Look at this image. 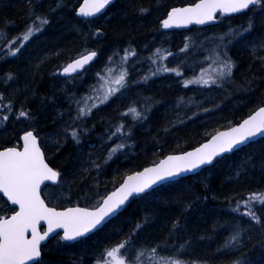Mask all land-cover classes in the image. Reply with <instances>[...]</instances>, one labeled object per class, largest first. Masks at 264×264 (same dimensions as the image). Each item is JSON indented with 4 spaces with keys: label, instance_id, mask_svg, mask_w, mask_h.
I'll list each match as a JSON object with an SVG mask.
<instances>
[{
    "label": "trees",
    "instance_id": "16d2710c",
    "mask_svg": "<svg viewBox=\"0 0 264 264\" xmlns=\"http://www.w3.org/2000/svg\"><path fill=\"white\" fill-rule=\"evenodd\" d=\"M80 1L60 0L63 6L51 12L56 0L48 5L44 0H32L31 5L27 0H0V118L9 117L7 121L0 119V148L20 145V135L27 129L40 136L48 162L61 172L59 184L44 192L50 205L64 207L66 203L57 198L69 191L72 204L93 206L127 173L156 163L167 154L193 148L264 105V65L256 58L264 56V48L259 47L264 43V8L221 16L217 24L206 28L163 32L160 22L168 9L197 0H117L94 19L78 17ZM38 5L50 23L30 38L25 51L22 48L17 55L6 56L14 47L8 41L24 31L20 26L29 19V8ZM141 9L147 11L142 13ZM249 22L254 25L250 32L231 34L230 30L243 32ZM206 37L211 43L204 46ZM185 43L189 48L180 52ZM200 46H204L201 52ZM157 49L169 50L179 58L198 51L203 58L214 57L219 62L226 53L234 62L232 76L216 78L219 87L189 84L184 97L178 90L160 92L157 98H161L140 112L137 104L147 105L152 97L147 89L137 94L143 76L132 80L130 61L149 60ZM90 50L98 53L94 64L61 85L59 70ZM121 64L128 67L127 87L105 103L99 97L93 103L91 90L104 70H119ZM165 67L169 68L170 63H154L155 73L162 77ZM9 73L12 80H6ZM94 73L96 76L91 78ZM71 85L76 92H67ZM92 103L97 105L96 110L91 108ZM85 104L88 106L84 108ZM130 107L142 115H123ZM81 108L85 112L91 108V114L76 119ZM21 110H27L31 118L19 117ZM129 121L133 126L127 130ZM121 125L122 132L112 136ZM72 128L79 133V143L69 134ZM47 138L52 142L45 146ZM121 143L125 147L110 154V149ZM116 153L119 155L112 157ZM99 175L108 177L103 181L105 186L97 189ZM89 187L97 189L92 196L84 195ZM253 192H264V138L225 154L194 175L133 197L117 217L80 241L69 243L56 236L44 247L40 264H96L106 242H112L109 249L118 245L137 224L143 227L132 235L130 243L144 251L142 264H264V231L240 214L252 207L264 222V206L240 203L239 212L233 210L238 201L246 200ZM5 205L6 213L0 216L11 213L8 203ZM237 231L240 243L226 246ZM153 247L157 254L151 253ZM159 257H167L168 261H160Z\"/></svg>",
    "mask_w": 264,
    "mask_h": 264
},
{
    "label": "snow or ice",
    "instance_id": "6c2138e0",
    "mask_svg": "<svg viewBox=\"0 0 264 264\" xmlns=\"http://www.w3.org/2000/svg\"><path fill=\"white\" fill-rule=\"evenodd\" d=\"M31 5L32 0H27ZM112 3V0H84V3L77 11L78 16L92 17L100 13L105 7ZM63 5L60 0H56L55 7L50 9L55 12ZM254 8H264V0H199L192 6L183 8H172L167 13V18L161 21L164 29L173 27L187 26L189 24L202 25L216 18V13L235 14L241 13L245 10H252ZM147 9H141V12H146ZM32 15L29 17V23L26 25L24 31L16 37L15 40L8 42L14 45L13 49L5 55L15 56L24 47V43L28 42L36 33L43 31L44 27L50 23V20L45 14H36L34 7L29 8ZM254 25L249 22L243 29V32L237 33L235 30H230L232 35L242 36L244 33L250 32ZM99 34V30H97ZM223 41V37L220 38ZM17 42H19L17 44ZM253 51L257 45H253ZM259 47L264 48V43H259ZM189 48V44L185 43L180 52H184ZM128 49L125 52L128 53ZM160 52V49L156 50ZM169 55H173L171 52ZM219 55V54H218ZM97 53L94 51L81 55L80 58L68 64L64 69V74H71L83 69L85 65L89 64ZM264 65V56L256 57ZM112 57H109L111 61ZM127 60V56L124 57ZM219 75L231 78L234 68V62L227 57L226 53L220 59ZM165 72H174L176 75H181L175 68L163 69ZM156 73H153L155 75ZM100 76L99 73H97ZM12 74H8L6 80H12ZM147 82L148 77L142 78ZM113 83L119 87H110L104 95L101 103H105L109 98L119 92L122 88L127 87L125 73H121ZM203 84L210 83L216 86L215 79H205L203 76L198 79L188 80L184 86L189 84ZM2 99V96H0ZM181 101L183 98H180ZM97 107L93 104L91 108ZM91 108L85 112L83 108L79 110L76 119H80L86 115L91 114ZM208 111V109H205ZM129 113L135 114L139 118L142 113L137 112L135 107H130L123 115ZM19 117L30 119V114L27 110H21ZM146 118V117H145ZM4 121L9 119L8 116L0 118ZM123 125L119 126L116 131L111 133L115 136L121 133ZM67 131V129H65ZM72 140L79 143V133L75 128H72L69 133ZM264 135V107H260L254 115L245 119L242 124L233 127L227 132H218L211 140L202 146L196 148L194 151L187 152L181 156H169L166 160L160 162L159 165L152 168H146L142 172L136 173L134 176H129L118 189L106 197L101 196L92 210L81 207H71L63 211H57L53 207H48L43 199H41V185L45 181L56 182L60 176L58 171L53 170L45 162L44 153L38 144V136L34 135L33 131H26L20 138L22 140V150L16 147L5 148L0 150V193L7 197V201L11 205L18 206V210L14 207L11 209L13 214L5 218L0 216V264H40L39 258L42 255L41 242L49 238H55L58 235L57 229L63 230V235L60 236V241H75L78 238L84 237L93 232L98 227L102 226L107 219L111 218L133 194L144 193L151 188L158 181H164L169 178L177 177L181 173L191 172L199 169L202 165H209L214 158L223 153L234 151L239 146L245 144L250 139L257 135ZM125 147L123 143L117 144L110 149V154L116 152L118 149ZM99 167V165H95ZM47 186V185H45ZM7 203V202H5ZM252 205L253 203L264 206V192H253L246 200L238 201L237 208L234 211L239 212V205ZM249 218V220L259 225L261 231H264V222L257 212L252 207H248L247 211L240 213ZM41 221L46 222L47 229L42 230ZM142 224H137L129 233L128 237L121 241L118 245L111 249H105L100 258L96 260V264H142L141 257L144 255L143 250H137L134 258H129L127 249L130 246L132 235L142 228ZM176 225H173L175 228ZM240 232L237 231L232 235L226 246L231 247L232 243L239 244ZM124 250V251H122ZM152 254H157V248L150 249ZM160 261H168L167 257H159ZM170 264H176L175 261ZM240 264V261L234 262Z\"/></svg>",
    "mask_w": 264,
    "mask_h": 264
},
{
    "label": "bare ground",
    "instance_id": "6f19581e",
    "mask_svg": "<svg viewBox=\"0 0 264 264\" xmlns=\"http://www.w3.org/2000/svg\"><path fill=\"white\" fill-rule=\"evenodd\" d=\"M45 1V4H50L51 3V0H44ZM117 1V0H116ZM115 1V2H116ZM81 2H82V0L79 2V4L77 5V8H78V6L81 4ZM114 2V3H115ZM43 6V5H42ZM42 9V7L40 8L39 7V5L38 6H36V7H34V11H35V13L36 14H41V12H43V10H41ZM109 9V8H108ZM107 9V10H108ZM171 9V8H170ZM170 9H168V11L170 10ZM76 13H77V9H76ZM32 15V13H29V16L28 17H30ZM101 16V15H100ZM166 16V15H165ZM79 17V16H78ZM79 18H81V17H79ZM96 18V17H95ZM82 19H85V18H82ZM92 19H94V18H92ZM26 21H29V19L28 20H26ZM23 22V24L20 26V27H22V28H25L26 27V25L29 23V22ZM162 21V20H161ZM160 24H161V22H160ZM21 28V29H22ZM162 29V28H161ZM162 31L163 32H169V31H164L163 29H162ZM209 39V38H208ZM30 41V40H29ZM28 41V42H29ZM28 42H25L24 43V47H25V45L28 43ZM205 42H207V37L205 38ZM154 46H158V44H156V45H154ZM23 47V50L25 51L26 50V47L24 48ZM251 50V49H250ZM90 51H95V50H90ZM90 51H87V52H85V53H88V52H90ZM164 52H165V62H168V63H170V67L169 68H175V69H177V71H179L180 73H181V76L179 77V76H177L174 72H166L165 73V75L162 77V76H160V74L159 73H156L155 75H153V73H155V71L156 70H154V61H153V58H152V54H150V56H149V60H145V59H140L139 61H137V60H135V59H133L132 60V63L130 64V70H131V72H132V77H136V78H133L132 80H135L136 81V79L137 78H139V77H141V76H143V77H148V79H147V82H144V81H141L140 83H142V85L141 84H139L140 85V87H138V89H137V94H139L140 95V93L142 92V90L143 91H145L146 89H147V91H149L147 94H149L151 97H152V99L150 98V101H148V104L147 105H143L142 104V102H140V103H136L137 104V106H136V108L141 112V111H143L144 110V108H146V107H149L150 106V104H151V102H155V101H157L158 99H160L161 97H159V98H157V95L160 93V92H162V93H167L168 94V92H171V91H173V90H178L179 91V93H180V95H181V97H184L185 96V94H186V88L187 87H185L184 86V84H185V82L186 81H188V80H193V78L194 77H196V74H194L193 75V73L195 72V70L192 68V67H190V65L188 64V63H185L184 65H183V63H177L176 62V60L177 61H179L180 59H181V57L179 58L178 56H176V55H169L168 53L170 52L169 50H163ZM97 52V51H96ZM85 53H83V54H85ZM82 55V54H81ZM80 56V55H79ZM78 57V56H77ZM98 57V56H97ZM76 58V57H75ZM74 59V58H73ZM72 59V60H73ZM2 60V58H1V55H0V61ZM71 61V60H70ZM1 64V63H0ZM67 64V63H66ZM65 64V65H66ZM94 63H92L91 65H93ZM64 65V66H65ZM142 65H143V68H141L142 67ZM63 66V67H64ZM146 68H145V67ZM62 67V68H63ZM61 68V69H62ZM61 69L59 70V74H60V77L62 78L61 79V81H60V84L61 85H64V84H66V83H68V78L69 77H64V76H62L61 75ZM87 69V68H86ZM86 71V70H85ZM84 71V72H85ZM83 72V73H84ZM82 74V73H81ZM94 76H96V74L94 73V75H92L91 76V78H93ZM178 79V80H177ZM179 80L181 81V84H180V82H179ZM73 84H75V82H72ZM71 83V84H72ZM144 84V85H143ZM73 86V87H72ZM77 86H81V85H78L77 84ZM160 87H162L161 89H160ZM79 89V88H78ZM75 90H77L76 89V87L74 86V85H71V87L67 90V92L68 93H72V92H76ZM78 92L80 93V92H82V90H78ZM176 93V92H175ZM83 95V94H82ZM186 96H187V94H186ZM204 96H205V94H204ZM191 97V99H193V97L192 96H190ZM186 100H188V99H186ZM134 103V104H135ZM133 104V105H134ZM171 104V103H170ZM97 109V107L94 109V110H96ZM73 124L75 125V122L73 121ZM132 126H133V122H131V121H129L127 124H126V128H127V130H130L131 128H132ZM220 130H222V129H220ZM220 130H218V131H220ZM217 131V132H218ZM35 132V131H34ZM36 133V132H35ZM216 133V132H215ZM214 133V134H215ZM36 135L39 137V140H40V144H41V146H42V143H41V139H40V136L36 133ZM213 135V134H212ZM263 137H261L260 139H262ZM121 139V137H117V140H120ZM260 139H258V140H260ZM45 143H46V145L45 146H47L48 144H50L51 142H50V138H47V140H45ZM42 148L44 149V147L42 146ZM119 155V153H116V155H114V156H112V157H117ZM50 164V163H49ZM51 165V164H50ZM94 172H97L96 170L94 171ZM99 172V171H98ZM130 173H132V172H130ZM130 173H127L124 177H123V179H122V181L116 186V187H114L113 189H111L110 191H108L105 195H104V197L108 194V193H110L111 191H113V190H115L119 185H121L122 184V182L124 181V179H125V177L128 175V174H130ZM98 174V173H97ZM107 177L108 176H103V177H101L100 175L98 176V178H97V180H100V184L98 183L97 184V186H98V188L97 189H99L101 186L103 187V186H105V184H104V182L103 181H105L106 179H107ZM89 179V178H88ZM92 181V180H91ZM88 182H89V180H88ZM103 182V183H102ZM47 186H44L43 187V189H42V191H46L47 189H49L51 186H52V184H46ZM97 189H94V190H92L90 187L89 188H87V190L84 192V195H89V196H92L93 195V193L97 190ZM150 192V191H149ZM65 195L63 196V195H59L58 196V198L57 199H60L61 198V200H59V202H62V203H66V205H64V207H58V206H55L56 208H68V207H71V206H75L76 204H72V202L71 201H74L73 199H72V197H70L69 195V191H64L63 192ZM146 193H148V192H146ZM77 195H79V194H81L80 192H77L76 193ZM142 194H145V193H141V194H138V195H135V196H133V197H136V196H139V195H142ZM57 197V196H56ZM95 197V196H94ZM97 197V196H96ZM70 201V202H69ZM57 202V201H56ZM59 202H57V203H59ZM126 205H127V203H126ZM125 205V206H126ZM125 208V207H124ZM124 208H123V210H124ZM122 210V211H123ZM121 211V212H122ZM120 212V213H121ZM120 213H118L116 216H114V217H112L111 219H109L106 223H108L109 221H111L112 219H114L115 217H117ZM105 223V224H106ZM104 224V225H105ZM104 225L102 226V228L104 227ZM102 228H100V229H102ZM100 229H98L97 231H99ZM97 231H95L94 233H96ZM56 236H62V234L61 233H58V235H55V237ZM53 239V238H52ZM68 242V241H67ZM69 243H73V242H69ZM111 241H110V243L108 242H106L104 245H103V247H102V250L104 251L105 249H109L110 247V245H111ZM137 247L135 246V245H133L132 243H130V246H129V248L127 249L128 251H127V254H128V257L129 258H133L135 255H136V251L138 250V249H136ZM43 256V255H42ZM236 256V255H235ZM42 258V257H41ZM41 258L39 259V261L41 260ZM236 262V261H235Z\"/></svg>",
    "mask_w": 264,
    "mask_h": 264
},
{
    "label": "water",
    "instance_id": "95a60500",
    "mask_svg": "<svg viewBox=\"0 0 264 264\" xmlns=\"http://www.w3.org/2000/svg\"><path fill=\"white\" fill-rule=\"evenodd\" d=\"M115 1H116V0H112V3H111V4L107 5V6L105 7V9H103L100 13L96 14L95 16H92V17H82V16H79V17H81V18H85V19H92V18L98 17V16L104 14V13L107 11V9H108L111 5L114 4ZM198 2H199V0H197L196 2H194V3H192V4H186V5H182V6H175V7H172V8H183V7H187V6H192V5H194L195 3H198ZM83 3H84V0H82L81 4L78 6L77 11H78L79 7H80ZM172 8H171V9H172ZM171 9H170V10H171ZM170 10H169V11H170ZM169 11H168V12H169ZM245 11H247V10H245ZM245 11H243V12H245ZM168 12H167V13H168ZM241 13H242V12H241ZM220 14H222V13L217 12V13H216V18H215L214 20L209 21V22H207V23H205V24H202V25H198V24L193 23V24H189V25H187V26L173 27V28H170V29H164L163 26H162V24H161V27H162V29H163L164 31H173V30L189 29V28L194 27V26H197V27H206V26H210V25H213V24L218 23V21H219V15H220ZM235 14H239V13H235ZM225 15H234V14H225ZM166 18H167V14H166V16H165L163 19H166ZM163 19H162V20H163ZM90 52H91V51H90ZM94 52H96V51H94ZM96 53H97V52H96ZM85 54H87V53H85ZM82 55H83V54H82ZM97 56H98V53H97ZM97 56H96L91 62H89V64L85 65L83 69H80V70H78L77 72H74V73H71V74H64V73H63V69H64L68 64L72 63L74 60L80 58L81 55L78 56V57H76V58H74L73 60L69 61V62H68V63H67L62 69H61V75L64 76V77H70V76H72V75H78V74L83 73L89 65H91L92 63H94V61L97 59ZM261 107H264V105L261 106ZM259 108H260V107H259ZM259 108H258V109H259ZM258 109H256V110H255L253 113H251L249 116L254 115L255 112L258 111ZM249 116H247L246 118H244V119H243L241 122H239L238 124H235V125H233V126H231V127H229V128H226V129H222V130H220V131H218V132H227V131H230L231 128H233V127H237V126H239L240 124H242L243 121H244L245 119H248V118H249ZM27 131H33L34 135H36V133H35L34 130H32V129H29V130H27ZM25 132H26V131H25ZM25 132L22 133L21 137L24 135ZM218 132H216L215 134H213L212 136H210L207 140H205L204 142H202L201 144H199V145H197V146H195V147H193V148L187 149L186 151H183V152L167 154L166 156H164L163 158H161L158 162H156V163H154V164H151V165H148V166H146V167H144V168H142V169H140V170H136V171H134V172L128 174V175L125 177V179H124V181L122 182V184H123L125 181H127V179H128L129 176H134V175H136V173H138V172H142V171H143L144 169H146V168L156 167L157 165L160 164L161 161L166 160L167 157H169V156H181V155H184V154L187 153V152L194 151L196 148H198V147L202 146L203 144L209 142V141L211 140V138H212L213 136H215ZM261 137H264V135H259V134H258L256 137L250 139V140L247 141L245 144L239 146V147L236 148L235 150L241 148L242 146L248 145V144L251 143V142L257 141V140L260 139ZM37 142H38V144H39L40 147H41L39 137H38V141H37ZM22 143H23V142H22V140H21V144H22ZM11 147H16V146H11ZM6 148H10V147H6ZM16 148H17L18 150H22V145H21V147H16ZM3 149H5V148H1L0 150H3ZM235 150H234V151H235ZM41 151L44 153V150H43L42 147H41ZM234 151H232V152H234ZM232 152H228V153H223V154H221L220 156L214 158V160H213V162H212L211 164H209V165H202L199 169H195V170H193V171H191V172H184V173H181V174H180L179 176H177V177L169 178V179H166V180H164V181H158L155 185H153L151 188L147 189L144 193L153 190L154 188L160 186L161 184H163V183H165V182L172 181V180H176V179H179V178H181V177H186V176H189V175H194V174L200 172V171H201L202 169H204L205 167L212 165V164L216 161L217 158L222 157V156L225 155V154H230V153H232ZM44 156H45V153H44ZM45 162H46V163L49 165V167H51L53 170L58 171L57 169H55L53 166H51V165L49 164V162L46 160V157H45ZM58 172H59V171H58ZM59 173H60V172H59ZM60 177H61V175L57 178V181H56V182L45 181V183L41 185V189H43V187H44L46 184H52V185H56V184H58V182H59V180H60ZM122 184H121V185H122ZM121 185H119L116 189H118ZM116 189H115V190H116ZM115 190L111 191V192L108 193L107 195H110V194H111L112 192H114ZM0 195H1V196L7 201V197L3 196V193H0ZM107 195H106V196H107ZM135 195H137V194H133V196H135ZM106 196H105V197H106ZM133 196H130V197H129V199L125 202V204L122 206L121 210L117 212V214L120 213V212L123 210V208L125 207L126 203H127V202H128ZM41 199H43V200L45 201V199H44V197H43V195H42V191H41ZM7 202L11 205V202H10V201H7ZM45 203H46V205H47L48 207H53V208H55L57 211H63V210H65V209H67V208H56V207H54V206H50V205H48V203H47L46 201H45ZM11 206H13V205H11ZM13 207H16V208H17L16 210H18V206H13ZM71 207H81V208H88L89 210H92V208L84 207V206H81V205H75V206H71ZM71 207H68V208H71ZM12 214H13V213H11V214H10L9 216H7V217H10ZM117 214H115L114 216H116ZM114 216H112V217H114ZM7 217H5V218H7ZM112 217H111V218H112ZM111 218H109V219H111ZM109 219H107L106 222H107ZM106 222H104V223L102 224V226H103ZM41 225L43 226L42 230H46V229H47V224H46V222L41 221ZM102 226L98 227L96 230H94L93 232L87 234V235L84 236V237H87V236L93 234L95 231H97L98 229L102 228ZM56 232H57V233H61V234L63 235V230H62V229H57ZM84 237L78 238V239L75 240V241H68V242H77V241H79L80 239H82V238H84ZM51 239H52V238H49L48 240L41 242V251H42V252H43V247H44V246H45V245H46ZM41 257H42V255H41ZM41 257H40V258H41ZM40 258H39V259H40Z\"/></svg>",
    "mask_w": 264,
    "mask_h": 264
},
{
    "label": "rangeland",
    "instance_id": "374dc122",
    "mask_svg": "<svg viewBox=\"0 0 264 264\" xmlns=\"http://www.w3.org/2000/svg\"><path fill=\"white\" fill-rule=\"evenodd\" d=\"M207 33H208V31H206V35H208ZM208 37H209V35H208ZM206 43L207 44H205L204 46L210 44L211 40H207ZM204 46L199 47L200 52ZM156 53H158V55H156ZM192 55L193 56L187 55L188 57L181 58L179 61L176 60V62L177 63H183V65L185 63H188L190 65V67H192L195 70V72L193 73V75L196 74L195 79H198L199 77L203 76L205 79L212 78V79L216 80V78H218L220 76L219 75V71H220L219 64H220V62L218 61V59H216L214 57L207 58V56L205 58H203L202 55L198 51H196L195 54H192ZM128 58L129 57L127 56V60H125V59L124 60L127 62L129 60ZM152 58H153L154 63L158 62V60H159L161 65H162L165 62V52L164 51H160V52L154 51V53L152 54ZM159 58H161V60ZM131 63H132V61H130V64ZM165 63L167 64L168 62H165ZM122 67L123 66L121 64L119 70H117V69L116 70H113V69L112 70H110V69L104 70V72L102 73L103 76L101 77L104 80H101V78H100V80H98L97 85H95L91 90L92 91L91 96L93 97V103H94V101L96 102L98 97H99V101H101L100 98L103 99L104 95L106 94L107 90L110 87H119L118 85H115L113 83V81L122 72L125 73V79H126V81L129 82V77L132 75L127 77L126 75L129 73L128 67L127 66L123 67V68ZM141 68H143V65ZM100 70H102V66L100 67ZM162 71H164V70H162ZM130 72H131V70H130ZM164 73H166V72L164 71ZM133 78H136V77H132V79ZM143 92L144 91L142 90V93ZM168 93H170V92H168ZM85 106H88V105L85 104L84 108H85ZM54 196H55V193H54L53 197ZM7 207L8 206L5 205L2 198L0 197V213L1 212L6 213L5 211H6Z\"/></svg>",
    "mask_w": 264,
    "mask_h": 264
}]
</instances>
